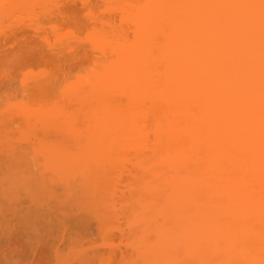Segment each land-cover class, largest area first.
Masks as SVG:
<instances>
[{
	"label": "bare ground",
	"instance_id": "1",
	"mask_svg": "<svg viewBox=\"0 0 264 264\" xmlns=\"http://www.w3.org/2000/svg\"><path fill=\"white\" fill-rule=\"evenodd\" d=\"M14 238L39 264H264V0H0Z\"/></svg>",
	"mask_w": 264,
	"mask_h": 264
},
{
	"label": "rangeland",
	"instance_id": "2",
	"mask_svg": "<svg viewBox=\"0 0 264 264\" xmlns=\"http://www.w3.org/2000/svg\"><path fill=\"white\" fill-rule=\"evenodd\" d=\"M13 240H14V241H12L11 244H9L10 247L13 245V246L11 247V249H10V247H9V249H10L9 251L7 250L6 246H5L6 249L3 248V247H4V246H3V245H4L3 243L0 244V249L3 248V250H4V249L6 250V251L3 252V253L8 252V253H6L7 256H8L9 253H10V255L12 254L11 256H13V254L16 252V254H14V256H16V257L19 256V258H21V257L24 256L25 259H24V258L22 259L23 262L21 261V259L18 258V260L21 262V263L19 262L20 264H26L27 261H28V262H27L28 264H29V263H31V264H36V263H38V262L40 263V260L37 259V258H39V255H38V257H37V255H36V256H35L36 258H32V256H29V257H28L29 259H28V258L22 253V251H23V243L20 241V239H19V240H18V239L16 240V238H14ZM19 241L21 242L22 246L20 245V242H19ZM14 243H15L17 246H16ZM14 245H15V246H14ZM17 247H18V248H17ZM20 248H21V250H20ZM14 249H16V250H14ZM3 250H2V251H3ZM11 251H12V252H11ZM20 251H21V252H20ZM20 253H22V254L17 256V254H20ZM25 254H26V252H25ZM28 254H29V253H28ZM11 256H10V257H11ZM20 256H21V257H20ZM33 257H34V256H33ZM7 258H9V257H7ZM13 258L16 259V261L18 262L17 258H15V257H13ZM26 258H27L28 260H27ZM30 258H31L32 260H31ZM9 259H10V258H9ZM36 259H37V260H36ZM12 260H13V259H12ZM24 260H25V261L27 260V261L25 262ZM32 261H34V262L32 263ZM13 262H14V261H13ZM24 262H25V263H24ZM39 263H38V264H39Z\"/></svg>",
	"mask_w": 264,
	"mask_h": 264
}]
</instances>
